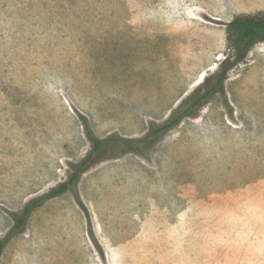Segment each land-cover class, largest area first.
<instances>
[{
	"label": "rangeland",
	"instance_id": "obj_1",
	"mask_svg": "<svg viewBox=\"0 0 264 264\" xmlns=\"http://www.w3.org/2000/svg\"><path fill=\"white\" fill-rule=\"evenodd\" d=\"M264 0H0V239L93 134L137 139L216 72ZM202 76V77H201ZM196 118L34 209L0 264H264V40ZM92 231V238L88 229Z\"/></svg>",
	"mask_w": 264,
	"mask_h": 264
},
{
	"label": "trees",
	"instance_id": "obj_2",
	"mask_svg": "<svg viewBox=\"0 0 264 264\" xmlns=\"http://www.w3.org/2000/svg\"><path fill=\"white\" fill-rule=\"evenodd\" d=\"M225 34L233 61L226 57L220 63L216 72L206 76L203 83L182 97L162 123H151L142 137L132 139L115 134L99 139L93 134L87 119L79 116L84 133L91 143L90 151L80 161L69 164V175L65 181L28 202L20 215L12 212L8 213L14 221V226L4 238L0 239V257L11 238L23 231L31 212L46 201L70 192L77 204L81 206L77 183L84 172L105 160L106 156L117 157L120 151L138 152L145 156V150L148 147L157 143L167 132L178 126L183 120L196 118L201 108L215 95L220 94L225 98L224 81L228 72L234 64L243 62L246 59L250 49L256 42L264 40V10L236 16L227 24ZM88 232L92 238L90 228Z\"/></svg>",
	"mask_w": 264,
	"mask_h": 264
},
{
	"label": "bare ground",
	"instance_id": "obj_3",
	"mask_svg": "<svg viewBox=\"0 0 264 264\" xmlns=\"http://www.w3.org/2000/svg\"><path fill=\"white\" fill-rule=\"evenodd\" d=\"M202 77V76H201Z\"/></svg>",
	"mask_w": 264,
	"mask_h": 264
}]
</instances>
